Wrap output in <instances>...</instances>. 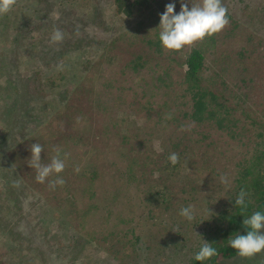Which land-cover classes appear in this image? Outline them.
Instances as JSON below:
<instances>
[{
    "label": "trees",
    "instance_id": "obj_1",
    "mask_svg": "<svg viewBox=\"0 0 264 264\" xmlns=\"http://www.w3.org/2000/svg\"><path fill=\"white\" fill-rule=\"evenodd\" d=\"M33 1L29 0L25 3L27 10L21 11L20 14L16 13L13 7L7 16L0 17V34L8 28L7 24L16 23L9 33V39L4 38L5 43L0 46V129L2 131L0 181L2 186L8 185L7 177L11 174L12 167L15 172L17 171V167L13 165V160L9 156L11 148L14 149L13 145L18 146L15 134L18 138H24L23 142L27 140L28 144L39 143L47 150L54 149L48 138L52 139L56 133L53 131L40 133L44 129V121L38 106L39 101L35 98L40 99L39 94L45 91V87L63 86V80L67 76V80L71 81L74 77L73 73L81 70L87 72L90 69L98 71L105 57L104 52L94 54L91 51L99 42L94 41L93 38L98 36L99 27L102 25L104 27L107 21L104 12L98 14L99 16L96 14L99 0H92L91 5L88 6H79L77 1L71 3V0H52V7L58 6L57 17L47 9L48 5H45L43 0ZM188 1L190 0H187V3ZM108 2L115 13L122 11L129 22L135 20L130 29L131 32L124 40H130L134 44L138 39L143 44L137 51L126 49L130 57L123 63V57L114 50L123 41L121 36L125 32L116 33L115 31L97 87L99 139L102 143L108 140L120 141L124 145L129 144L128 150L123 149L122 154L126 156L131 153L130 164L127 167L128 175L125 177L122 172L118 174L111 172V175H108V182L111 183L108 195L103 198L105 207L110 205L106 219L111 217L116 219L115 230L99 236L100 231L107 230L106 224L104 222L95 224L90 220V210L86 209L87 211L81 213L73 197L68 196V206L60 207V220L58 219V229L66 227L72 233L68 240L58 236V240H47V244L42 245V248L37 242L35 245V239L26 234L23 226L17 223V226L14 224L7 234L8 245L11 247L9 252L14 254L12 257L17 262L23 249L35 252L37 256L38 252L34 249H37L38 245L39 249L44 250L42 257L39 261L33 259L31 264H36L37 261L41 264H50L49 260L53 254L57 258H63L65 252L69 250L77 256L74 264H97L98 262H92L98 258V255L102 261L99 264H106L107 260L116 261L117 264H223L225 260L222 259L238 257V253L229 246V239L247 233V229L243 226L244 218L255 211L264 213V48L261 45L263 52L258 49L255 54L250 50L247 62L243 57V47L238 48L242 45V38L249 48L247 36L245 37L249 30H251V36L261 33L254 30L252 25L258 22L263 25L261 21H264V0H222L227 8L228 25L220 33L206 37L203 42L191 47V51L182 62L184 70L177 76L173 74V68L179 65L180 59L183 58L181 55L175 58L171 55H162L161 46L157 49L156 60L143 56L151 53V49L146 51L145 43H148V46L153 43L161 44L158 23L160 15L165 11L163 7L174 3L175 13L178 14L181 0H164L163 2L160 0H108ZM21 14L27 17L26 21H19ZM144 14H147L149 24L155 22L157 28L153 26L150 28L149 24L144 22L146 17L140 20ZM58 19L62 21L58 22ZM57 29L63 33L64 38L61 42L53 43L51 36ZM151 29L154 30L153 35ZM91 33L92 38L88 36ZM141 33L144 35L141 36ZM216 40H219L221 49L219 58L216 60L218 65L216 64L217 67H215L219 74L217 80H220V83H217L215 79L219 90L217 93L212 90L209 92L208 87L202 84L205 81L203 71L209 65L206 59L207 51L214 46ZM0 42H2L1 39ZM102 44L104 48H107L106 42ZM141 50L143 51L140 52ZM121 51L123 52L124 49H120ZM86 53H91V56L85 55ZM76 54L82 56L78 57ZM73 56H77L78 60L73 61ZM58 62H63L65 66L58 68ZM74 62H77L78 67L71 65ZM115 65L122 70L121 73L113 68ZM64 67H69L66 73H64ZM73 69L77 70L73 71ZM228 76L238 84L228 82ZM117 78L119 81L121 79L123 87L119 81L117 84H112L117 81ZM124 86H126L125 91L133 92L132 94L142 92L146 95L142 97L141 104L147 102L148 106L156 105L157 111L160 112L158 115H161V118L160 116L156 118L160 122L161 131L165 133L159 134L158 129H151L148 133H153L155 136L153 140L151 139L153 136L142 131V127H140L141 131L133 133L129 116L126 115L133 108L132 103H128L127 107L125 102L114 101L115 96L111 91L112 88L124 90ZM187 93L193 100L192 110L179 111L183 115L190 113L194 121L196 119L199 120L198 122L205 121L204 127L207 130L202 128L203 125L199 128L194 124L195 126L188 128L191 131L187 132L185 127L179 125L177 128L180 129V136H176V130L170 129L171 125L164 114L170 115L173 120L177 119L169 100H172V94L178 97L185 96ZM226 94L230 97L232 95V99L227 98ZM150 98L151 101H149ZM173 101L178 102L179 105L189 103ZM77 111L81 113L82 108L78 107ZM16 112L20 115L13 119L12 115ZM82 122H84L83 119ZM85 126L87 137L91 125L87 123ZM168 130L172 132L169 133ZM209 131L215 132L216 137L209 140ZM245 133L248 136L244 137L247 140L243 141L241 138ZM43 137H45L44 141ZM70 138L73 141L68 142L66 139V143L74 148L78 144L80 148L84 142H82L84 135H80L78 141L73 137ZM156 138V142H159L158 147L161 149L153 147ZM234 138L244 147L241 151L229 149L230 153H226L225 157L228 160L224 163L219 162L216 153H224L222 149L227 147ZM8 142H11V145ZM170 142H173L172 148H166L165 144L171 146ZM141 150L142 154H140ZM172 153L178 154L179 157V162L175 165L169 160ZM250 153H256L252 164H244V169L238 172L239 176H235L234 165L237 164L234 160L240 163ZM184 163L188 165L181 173V166ZM231 169L232 175L229 176L227 172ZM113 171H115L114 168ZM139 172L142 174L139 175ZM147 173H150V177ZM222 175L227 177L229 181L227 185L221 183ZM120 177L123 179L120 180ZM141 177L142 179L139 180ZM144 177L149 179L146 180ZM241 189H245L250 194L246 209L235 206V199ZM72 191L81 192V190ZM124 191H127L128 196L120 197L119 194ZM135 195L145 196L148 201L139 205L141 206L139 219L131 203V197ZM95 197L96 192L90 191V196L86 195L87 204L88 208L98 210L99 205L96 204ZM199 199L204 200L207 208L212 212L210 211L205 218L204 216L197 218L191 224L180 215L178 207H187ZM216 199L220 200L219 203ZM118 202L117 210L114 209L113 203ZM150 204L151 208L148 207ZM173 204L177 207L169 211ZM20 212L22 209H18L16 213L12 212L11 215H18ZM20 219L26 221L25 218ZM62 222L64 225L60 227ZM88 222L94 224L92 232L86 230L85 226ZM83 230H86L89 239L84 235ZM111 234L113 240L108 243L107 240ZM144 235L146 237L143 240L141 238ZM136 240H140L138 244L135 243ZM105 241L108 245L103 246ZM203 241L212 244L217 250V255L201 262L197 261L195 256ZM32 242L34 243L31 244ZM86 242L91 243V251L85 248ZM132 251H134V257L131 254ZM12 262L10 259L9 263Z\"/></svg>",
    "mask_w": 264,
    "mask_h": 264
},
{
    "label": "rangeland",
    "instance_id": "obj_2",
    "mask_svg": "<svg viewBox=\"0 0 264 264\" xmlns=\"http://www.w3.org/2000/svg\"><path fill=\"white\" fill-rule=\"evenodd\" d=\"M28 1L29 0H17L16 5L14 6L15 12L20 14L21 11L27 10L26 8L27 5L25 6L24 4L28 3ZM75 1L79 3V6L81 5L88 6V5H91L92 3V0H71V3H74ZM99 1L100 2L97 6L96 14L97 16H99L98 14H101L102 12H104L107 18V21L104 27L103 25L102 27H99V25H97L99 27L100 33L98 34L97 37H94L93 40L99 41V42L95 44V47H93L91 51H93L94 54L95 52H97L98 54L104 52L105 54L104 60H105L108 47L111 43L112 37L114 36V32L116 31L117 33L121 31L120 33H123L124 31L125 34L123 33V36H121V38L123 37V41L120 43L118 48L114 50V52H119L121 57H123V63H124L130 57V54L127 53L126 49L137 51V50H140V48L143 45L142 42L138 41V39L135 40L134 44H132L130 40H127V39L124 40V38L129 35V32H131L130 29L133 27V22H135V20L133 19L132 21L129 22L126 19V16L123 14L122 11L115 13L113 7L109 4L108 0H99ZM160 1L163 2L164 0H160ZM43 2H45L44 3L45 5H48L47 9L51 11L52 15L57 17L58 16V6L52 7V3H51L52 0H43ZM185 2H187V0H185ZM191 3L199 4L201 3V0H190L188 1V6L191 7L192 6ZM28 6L30 7V4H28ZM163 8L165 9V7ZM8 14L4 16H7ZM21 15L22 17H20L19 21H23V20L26 21L27 17L23 16V14ZM146 15L147 14H144L143 16H141L140 20L142 19V17H146L144 22H146V24H149V18ZM58 20H59L58 22L62 21L60 19ZM261 22L263 25H261L258 22L257 24L253 23L252 26H254L253 28L254 30L261 31V33L263 34L259 33V35L257 36H251L250 35L251 30H249L245 34V37L247 36V41L249 43L250 49L248 48V45H245V43L243 42V38L241 39L242 45L239 46L238 48L243 47L244 49L243 57L246 62L249 59L250 50L254 51V54H255L258 49L262 51L260 48L261 45L264 48V21H261ZM15 24L16 23H12V24L10 23L9 25L7 24L8 28H5L2 31V33L0 34V39L2 40V42H0V46H2L5 43V41H3L4 38L9 39L10 37L9 33H11ZM148 26L150 28L152 26L154 28H157V25L155 24V22H152ZM151 30L150 31L153 35L154 30L153 29ZM158 30L160 31L159 28ZM140 35L142 36L144 35V33H141ZM88 36H91L92 38V33L89 34ZM143 38L144 36L141 39L143 40ZM103 42H106L108 44L107 48H104L105 46L102 44ZM218 43H219V40H216V42L213 44L214 46H212L210 50L207 51L206 59L209 62L207 63L209 65L206 67L205 71H203V75L205 76V81L202 83L204 84V86L208 87L207 89H209L208 90L209 92H211L212 90V92H216V93L217 91H219L217 88V83H220V80H217V78H219V74L217 73V70L215 69V67H217L216 64L218 65V62L216 60L219 58V55L221 53L220 43L219 44ZM144 45H145L146 51H150L151 49V53H147L145 55L143 54L144 55L143 57L156 60V58H158L156 54L157 49L160 48L162 45L161 44L157 45L156 43L150 44L149 46H148V43H145ZM120 49H124V51L120 52ZM190 49L191 48H185L184 50L180 52H167L164 49L161 50L162 55H165V56L171 55V57L175 58L178 55L179 56L181 55L183 57L182 59H180L179 65L173 68L174 69L173 74H175L176 76L183 72L184 66L182 62L185 61L188 53L191 51ZM142 51L143 50H141L140 52ZM76 55L78 57L82 56L78 54ZM85 55L91 56V53L89 54L86 53ZM77 56L76 57L73 56L72 60L73 61L78 60ZM104 60L100 64L98 71L96 69H90L87 72L86 71L84 72L83 70H81L77 73H73L74 77L71 81L67 80L68 78L67 76V78L63 80V83H64L63 86H59L55 88L45 87V91L39 94L40 99L35 98V100L39 101L38 106L42 112L41 117H42V120L44 121L43 122L44 129L40 133L45 134L49 131H53L56 133V135H54L52 139L48 138V141L52 142L54 149L47 150L43 148L44 151H42L41 153L42 163L44 164L50 163L52 157L57 154V151H59L62 156L65 153L68 154V158L65 161L66 167L64 171L59 174L63 179H66L63 186L58 185L55 187V189H52L49 187V182L56 178L55 175L49 177L45 183H39L36 181L35 179L36 172L28 164L31 158L30 147L32 144L30 143L28 144L27 140L23 142L24 138L23 139L18 138L16 136L17 134H15V140L18 141L17 142L18 146L16 147L14 144L13 145L14 149L11 148L10 154L7 152H4V153H7V155L9 154L10 158L13 160V165L17 167V171L15 172L14 167H12V172L7 177L8 185L2 186L1 181H0V264H10L9 263L10 259L13 261L12 263L16 262L14 260L15 258L12 257L14 254L12 255L11 252H9V248L11 247L8 245L9 239L7 238L8 231L12 229L14 224H16L17 226V223H20L23 226L24 232L32 236V239H35L34 240L35 245L37 242L38 245H40L42 248H43L42 245L45 246V243L47 244V240H53V241L58 240V236H61L63 240L64 239L68 240L71 237L70 234L72 233L66 227L64 229H60V228L58 229V219L60 220L59 209L60 207L68 206V202H67L68 196L73 197V200L76 201V205H77L76 207L81 213H83L84 211H87L86 209L90 210V212L88 211L90 213V220L94 221L95 224L97 222L99 223L104 222V224H106L107 230L104 229L100 231L99 236L105 235L107 232H113L115 230L114 225H116V222H115L116 219L115 217H111L108 220L106 219V213H107V210L110 208V205L105 207L103 198L104 196L108 195V189H109V186L111 185V183L108 182L109 181L108 175H111V172H113L114 174H118L122 172L125 174V177L126 175H128L127 167L130 164L129 155L131 153H129L126 156L122 154L123 149H125V151L128 150L129 144L124 145L120 141L110 142L108 140L102 143V140L99 139L100 137L97 134V132H99V129H98L99 114L97 112L98 106L96 103L97 97H98L97 87L100 81V75H101L100 73H101L102 67L104 66ZM176 61H178V59H176ZM62 64L64 63L58 62V66H59L58 68L65 66V64L64 65ZM76 64L77 62H74V64L72 63L71 65L77 66ZM117 67L118 66L115 65V67L113 68H115L117 71L121 73L122 70L118 69ZM68 68L69 67H64V70H65L64 73L67 72ZM76 70L77 69H73V71H76ZM215 79L218 81L217 83ZM116 80L117 81L112 82V84L113 83L117 84L119 81V78H117ZM227 81L232 82L236 85L238 84L234 82L229 76L227 78ZM58 82L60 84V80ZM119 84L122 86L121 79L119 81ZM119 89L121 88L111 89V91L114 93V96H115L114 101L125 102L127 107H128V103H132L133 105V108L130 109V113L126 114L127 116H129L128 118L129 124L131 128L133 129V133L140 130V127H142V131H144L148 135L153 136L151 137L152 140L154 139L155 136L153 135V133H148L149 131H151V129L152 130L158 129L159 134L165 133L164 131H161L160 126H159L160 122L156 118L157 116H160L161 118V115H158L160 112L157 111L156 105L153 104V105L148 106L146 105L147 102H144L141 104L142 97L146 95H143L142 92H137V93L132 94L133 92L130 93L128 91H125L126 86H124V90H119ZM236 90L238 89L236 88ZM226 97L229 98L230 95H227ZM230 98L232 99V95ZM173 100L189 102V103L187 105H179L178 102H175ZM149 101H151V98ZM169 101H170V107H173V110L175 111V115L177 119L173 120L172 117L167 114H164V117H167L168 122L171 125L170 129L176 130V133H175L176 136H180V129L177 128L179 127V125H181L182 127H185L187 132L191 131L188 128L195 126L194 124H196V127H199V128L203 125L202 128L206 129L204 127L205 121L198 122L199 120L197 119L194 121V118L193 116H191L190 113L183 115V113L179 111V110L182 111L186 109L192 110L193 100L191 99V96H189L188 93L185 96H178V97H176L175 94H172V100H169ZM238 101L242 102L243 100L238 99ZM142 105H146V106L142 107ZM78 107L82 108L81 113L83 115L79 111H77ZM58 109H62V110L59 111ZM22 113H23V110H22ZM19 115L20 114H18V112L14 113V115H12L13 119L15 117L17 118ZM169 116L171 118H168ZM82 119L84 122H82ZM86 122L91 125L90 128L88 129L87 137H86V132H85V128H86L85 124L87 125ZM45 123H46V126H45ZM171 130H168L169 133L172 132ZM1 132L2 131L0 129V135H1ZM237 132H239V130H237ZM209 133H210L209 135L210 137L208 136L209 140L211 138L216 137L215 132L209 131ZM80 135H84L83 140L81 138L82 142L83 141L84 142L83 144H81L80 148H79L80 144H78L74 148L66 143V139H68V142L73 141L71 140L72 138L70 137H73L75 138L76 141H78L77 139ZM246 136L248 135L245 133L241 139L243 141H246L247 139L244 138ZM44 138L45 137H43V141H44ZM63 138L65 142L63 141ZM154 141L156 144L154 143L153 147L159 148L158 147L159 142H156L157 138ZM8 143H10L11 145V142H8ZM59 143H60V148L58 149ZM170 145L171 146H169L168 144H165V147L172 148L173 142H170ZM221 147L223 146L221 145ZM243 147H244L243 144L237 142L236 138H234L227 147H224L222 149L224 150V153L222 152L218 154L216 153L218 160H220L219 162L224 163L228 160L225 157H226V153L227 154L230 153L229 149L231 150L236 149L238 151H241ZM140 154H142V150L140 151ZM255 154L256 153H250L242 161H240V163H236L238 161L234 160L235 161L234 163L237 164V165H234L235 166V173H234L235 176L237 177L239 176L238 172L244 169L245 167L244 164H247V163L252 164ZM187 165H188L187 163H184L181 166V173L183 169H186L184 167H187ZM77 167L79 168V172L75 171ZM113 168L115 169V171H113ZM232 171L233 170L231 169V171L230 172L228 171L227 174L231 176ZM140 173L141 172H139V175ZM154 175L155 174H153V176ZM137 176H138V173H137ZM147 176L150 177V173H147ZM119 179L122 180L123 177H120ZM141 179L142 177L139 180ZM144 179L147 180L149 178L144 177ZM15 181L19 182V187L14 186ZM72 190H81V192H75ZM8 191H9V194H8ZM90 191L91 193H93L94 191L96 192L95 202L96 204L99 205L98 210H93L92 207L88 208V204H87L88 200L86 198V195L90 196ZM123 193L119 194V196L120 197L124 195L128 196L127 191H124ZM55 196H58V197H55ZM120 197H119V200H120ZM133 197H131L132 198V202H131L132 208L135 210L134 213L136 214V217L138 218L141 215V213H139L141 211V206L139 205L145 204L148 201L145 199V196H142V195L140 196L135 195ZM216 201H218L219 203L220 200L216 199ZM113 204H114L113 207H115L114 209L118 210L119 202L113 203ZM175 204H178V203H175ZM179 204L182 205L181 202H179ZM194 205H196L198 209ZM192 206L195 209V219L191 222L188 221L191 224L197 218H200L201 216L202 217L204 216L203 218L207 217L209 214V211H211L207 208V205L204 203V200L202 199H199L198 201L193 202ZM148 207L151 208L152 205L150 204L148 205ZM176 207L177 206L173 204V206L170 207L169 211L172 209H175ZM178 208L180 212L182 207H178ZM18 209H22V212H20L18 215H11L13 213H16ZM20 218H25L26 221H21ZM63 225H64L63 222L60 223V227H63ZM93 226L94 224H91L90 222H88L85 227L88 232H92ZM86 230H83L84 231L83 233L89 239V235H86ZM145 237L146 236L144 235L141 239L144 240ZM87 238L86 240L89 241ZM111 238H112V234L109 235V238L107 240L108 243H110L111 240H113ZM140 240H136L135 243H137ZM34 242H32L31 244H33ZM38 245H37V249L33 248L35 251L38 252L37 256H35L36 255L35 252H32L28 249H23L21 250V255H20L21 257L17 259L18 261L15 264H19L18 262H22L23 264H31L33 259H38L39 261V259L42 257L41 255L43 254L44 250L39 249ZM102 245L106 246L108 244L105 241ZM91 246L92 245L90 242L89 243L86 242L85 248H88L89 251H91L90 249H92L90 248ZM133 253L134 251L131 252L132 255ZM48 254H50V252ZM65 254L63 258H57L56 255L53 254V257L50 258L49 260L50 264H74L76 260L75 257L77 256L73 255L71 250L65 252ZM100 259L101 257L98 255V258H96L92 263H96V262H98L97 264L102 263ZM262 259H264V252H261L260 254L256 255L254 258H251V259L235 256L228 260L226 259H222V260H225L223 264H264V261H262ZM38 261L36 264H41ZM107 262L108 263L106 264H117L116 261L109 262L107 260Z\"/></svg>",
    "mask_w": 264,
    "mask_h": 264
},
{
    "label": "clouds",
    "instance_id": "obj_3",
    "mask_svg": "<svg viewBox=\"0 0 264 264\" xmlns=\"http://www.w3.org/2000/svg\"><path fill=\"white\" fill-rule=\"evenodd\" d=\"M16 3L17 0H0V17L8 14ZM191 4L189 9L188 3L181 0L180 12L176 14L175 4L169 3L160 15L159 40L165 51L180 52L185 48H191L195 44L203 42L206 37L220 33L228 25L227 8L223 5L222 0H201L199 4ZM63 38V33L57 29L53 32L51 41L53 43L61 42ZM30 151L31 158L28 164L36 172V181L45 183L49 177L55 175L56 178L49 182V187L55 189L58 185L63 186L65 181L59 174L66 167L65 161L68 154L65 153L62 156L57 151L50 163L44 164L41 160V153L44 151L41 144H32ZM169 160L173 165L177 164L179 162L178 154L172 153ZM75 171L79 172V168L77 167ZM220 180L225 185L229 183L224 175ZM14 186L19 187V182L15 181ZM249 195L245 189H241L235 199V206L246 209ZM180 215L191 222L195 219V209L189 205L180 210ZM243 226L247 229V233L229 239V246L238 253L239 257L251 259L264 252V213L253 212L249 217L244 218ZM216 255V248L203 241L195 259L203 262Z\"/></svg>",
    "mask_w": 264,
    "mask_h": 264
}]
</instances>
